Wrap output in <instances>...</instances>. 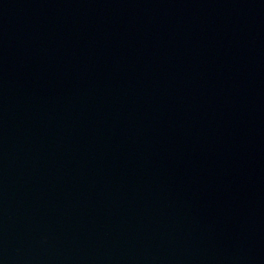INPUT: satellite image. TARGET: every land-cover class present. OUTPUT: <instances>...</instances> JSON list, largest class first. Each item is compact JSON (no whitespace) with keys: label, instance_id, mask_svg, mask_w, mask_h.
Returning a JSON list of instances; mask_svg holds the SVG:
<instances>
[{"label":"water","instance_id":"1","mask_svg":"<svg viewBox=\"0 0 264 264\" xmlns=\"http://www.w3.org/2000/svg\"><path fill=\"white\" fill-rule=\"evenodd\" d=\"M0 264H264V0H0Z\"/></svg>","mask_w":264,"mask_h":264}]
</instances>
